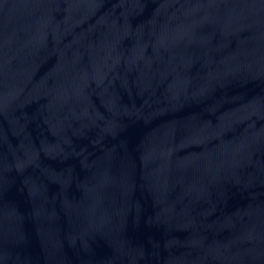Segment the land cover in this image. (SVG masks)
<instances>
[{"label":"water","instance_id":"1","mask_svg":"<svg viewBox=\"0 0 264 264\" xmlns=\"http://www.w3.org/2000/svg\"><path fill=\"white\" fill-rule=\"evenodd\" d=\"M0 264H264V0H0Z\"/></svg>","mask_w":264,"mask_h":264}]
</instances>
